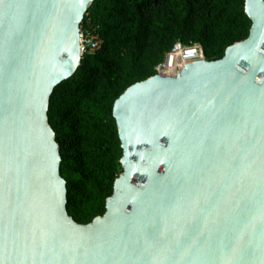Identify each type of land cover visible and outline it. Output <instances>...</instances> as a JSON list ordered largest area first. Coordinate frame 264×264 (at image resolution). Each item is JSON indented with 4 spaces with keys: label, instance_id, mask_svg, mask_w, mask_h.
Here are the masks:
<instances>
[{
    "label": "water",
    "instance_id": "1",
    "mask_svg": "<svg viewBox=\"0 0 264 264\" xmlns=\"http://www.w3.org/2000/svg\"><path fill=\"white\" fill-rule=\"evenodd\" d=\"M96 0H0V264H264V0L218 60L129 87L107 212H68L49 122Z\"/></svg>",
    "mask_w": 264,
    "mask_h": 264
},
{
    "label": "trees",
    "instance_id": "2",
    "mask_svg": "<svg viewBox=\"0 0 264 264\" xmlns=\"http://www.w3.org/2000/svg\"><path fill=\"white\" fill-rule=\"evenodd\" d=\"M246 0H96L82 32L103 45L87 50L75 75L51 99L49 122L61 147L68 212L87 225L107 212L123 173L114 106L134 84L156 75L178 42L200 43L209 61L246 40L252 21Z\"/></svg>",
    "mask_w": 264,
    "mask_h": 264
},
{
    "label": "built area",
    "instance_id": "3",
    "mask_svg": "<svg viewBox=\"0 0 264 264\" xmlns=\"http://www.w3.org/2000/svg\"><path fill=\"white\" fill-rule=\"evenodd\" d=\"M103 45L102 39L90 32H82L83 53L87 50L97 52ZM206 58L204 48L200 43L186 45L178 42L170 53H168L164 62L156 67V74L165 77H175L187 64Z\"/></svg>",
    "mask_w": 264,
    "mask_h": 264
}]
</instances>
